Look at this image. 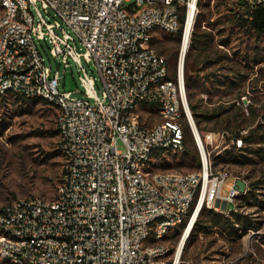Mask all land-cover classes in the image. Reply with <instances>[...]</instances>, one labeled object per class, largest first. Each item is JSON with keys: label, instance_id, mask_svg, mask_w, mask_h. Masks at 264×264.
Instances as JSON below:
<instances>
[{"label": "built area", "instance_id": "built-area-1", "mask_svg": "<svg viewBox=\"0 0 264 264\" xmlns=\"http://www.w3.org/2000/svg\"><path fill=\"white\" fill-rule=\"evenodd\" d=\"M199 2L0 0V96L53 105L64 159L54 199L35 196L0 206V264H175L164 241L172 231L186 224L190 235L203 210L237 213L251 188L217 166L213 153L223 141L243 149L251 129L264 131V116L236 130L198 129L186 70ZM236 3L243 17L264 7V0ZM158 31L179 38L173 67L154 45ZM39 41H48L65 72L70 58L76 62L93 102L60 91V73L47 65ZM82 57L95 63L101 94ZM236 105L247 117L255 107L247 95ZM142 108L160 121L149 126ZM187 130L199 170L156 171L158 156L188 150ZM258 217L255 233L264 241V210Z\"/></svg>", "mask_w": 264, "mask_h": 264}, {"label": "rangeland", "instance_id": "rangeland-1", "mask_svg": "<svg viewBox=\"0 0 264 264\" xmlns=\"http://www.w3.org/2000/svg\"><path fill=\"white\" fill-rule=\"evenodd\" d=\"M199 11L195 35L206 40L213 52L219 51L234 57L228 64L231 75L226 81L229 85L232 82L234 84L225 94V90L216 81L214 65H197L195 53L200 51H194L192 46L189 53L194 57L187 59V76L191 77L190 84L196 88L193 90L196 94L195 101L203 99L204 106L221 100L229 102L227 106L239 114V118L233 120L232 129L253 126L264 116V36H257L245 26L236 0H202ZM43 13L46 17H54L52 12ZM158 33L154 43L162 44L164 56L173 67L177 61L179 38ZM38 46L47 65L60 73V91L73 92V96L93 102V99L84 94L76 62L70 58V66L65 72V64L51 56L48 41H39ZM78 48L79 52H85L81 45ZM81 60L95 80L97 93L101 94L103 86L95 63L88 62L85 57ZM202 94H206L207 99ZM244 95L255 104V115L251 113L249 117L245 116L236 105V101ZM141 112L145 113L143 118L148 116L149 126L160 121L154 111L148 112L147 108H142ZM56 118L57 109L43 100H23L14 94L0 96V206L35 196L51 200L55 198L64 166L56 132ZM203 126V134L211 130V125ZM218 144L219 148L213 153L217 166L225 167L235 177L246 180L250 188L260 180L257 198L264 200V163L253 151L249 154L255 157L257 164L237 163L232 156L236 152L228 141ZM119 148L125 150L122 144ZM154 163V169L161 172L190 173L199 170V159L191 142L185 153L171 151L158 156ZM230 181L232 179L228 180ZM208 212L209 210H205V215ZM237 212L253 214L252 219L259 221L260 212L257 209L239 208ZM227 214L230 215L229 210ZM186 227V224L182 225L164 240L171 248L170 262L175 257ZM258 239L259 235L255 230H249L239 238H229L216 229L210 234L198 233L195 237L190 234L181 253V264H264V241Z\"/></svg>", "mask_w": 264, "mask_h": 264}, {"label": "trees", "instance_id": "trees-1", "mask_svg": "<svg viewBox=\"0 0 264 264\" xmlns=\"http://www.w3.org/2000/svg\"><path fill=\"white\" fill-rule=\"evenodd\" d=\"M199 2V5L201 4ZM209 15V14H208ZM207 15V16H208ZM242 21L246 24L247 28L254 31L257 36L262 37L264 36V7L260 6L255 9L253 12H249L247 17L242 18ZM196 32H194V35ZM193 35V43L192 46L195 49L194 51L198 52L195 53V62L197 63V57L199 58L202 53H207L210 55L213 53L211 45L207 43V41L202 40V37H197ZM155 47L159 51L160 54L164 55L162 51L160 43H154ZM217 53V52H215ZM194 55L192 53L188 54V58L192 59ZM187 58V59H188ZM188 74V67L186 70V85H187V92L190 102L191 112L193 114L194 120L196 125L200 131L204 130L203 125H211V130L209 131H222V130H230L233 127V120L239 118V114L237 112H233L231 108L224 109H209L203 106V99L195 101V86L190 84L192 80ZM232 82L229 86L233 85ZM214 94V93H213ZM212 95V94H211ZM19 99L25 100V98L18 96ZM38 101L41 99H28ZM46 102V101H45ZM48 103V102H46ZM233 112V113H232ZM232 113V114H231ZM252 115H255V110H251ZM58 134V130L56 129ZM186 142H192V134L189 130L186 131ZM244 148L240 150H235L236 155H232L235 157L234 161L241 164H257L255 157L250 152H254L255 156L259 158L261 162L264 163V131L261 130L260 127H256L251 129L249 135L244 138ZM61 151V150H60ZM62 153V152H61ZM261 181L259 180L255 184L251 190L241 196V203L239 204L240 208L247 209H257V211L264 210V200H259L257 198L258 191H260ZM253 215V214H251ZM251 215L249 214H242V213H234L231 212L229 216L216 212L214 210H210L205 215V210L200 214L193 231L191 232V237H195L198 233H207L210 234L216 229L219 233L226 235L229 238H239L242 234L247 233L249 230H258L261 228V222L252 219Z\"/></svg>", "mask_w": 264, "mask_h": 264}, {"label": "crops", "instance_id": "crops-1", "mask_svg": "<svg viewBox=\"0 0 264 264\" xmlns=\"http://www.w3.org/2000/svg\"><path fill=\"white\" fill-rule=\"evenodd\" d=\"M233 56L227 55L226 53H222L217 51V53L213 52L210 55L204 54L200 56L199 58L197 57V65L205 66L206 64H213L216 72V81L219 82V87L225 90V94L227 92L229 83L226 81L229 79L230 71H229V63L231 60H233ZM207 68V67H206ZM205 69V68H203ZM228 84L227 86H224ZM229 102H225L223 100L217 102V103H210L208 106H203L205 108L209 109H219V108H224V109H229L227 105ZM210 211V210H209Z\"/></svg>", "mask_w": 264, "mask_h": 264}, {"label": "bare ground", "instance_id": "bare-ground-1", "mask_svg": "<svg viewBox=\"0 0 264 264\" xmlns=\"http://www.w3.org/2000/svg\"><path fill=\"white\" fill-rule=\"evenodd\" d=\"M188 236H189V229L185 232V234L183 236V239H182V241L180 242V244L178 246V250L176 252L175 264H179L181 253H182V250H183V248L185 246V243H186V240H187Z\"/></svg>", "mask_w": 264, "mask_h": 264}]
</instances>
